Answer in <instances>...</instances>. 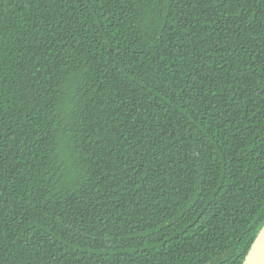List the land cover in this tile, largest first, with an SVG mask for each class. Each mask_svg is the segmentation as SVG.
<instances>
[{"label":"trees","instance_id":"16d2710c","mask_svg":"<svg viewBox=\"0 0 264 264\" xmlns=\"http://www.w3.org/2000/svg\"><path fill=\"white\" fill-rule=\"evenodd\" d=\"M264 226V0H0V264H242Z\"/></svg>","mask_w":264,"mask_h":264},{"label":"water","instance_id":"95a60500","mask_svg":"<svg viewBox=\"0 0 264 264\" xmlns=\"http://www.w3.org/2000/svg\"><path fill=\"white\" fill-rule=\"evenodd\" d=\"M242 264H264V226L257 234Z\"/></svg>","mask_w":264,"mask_h":264}]
</instances>
